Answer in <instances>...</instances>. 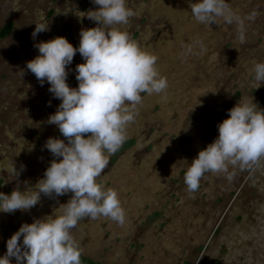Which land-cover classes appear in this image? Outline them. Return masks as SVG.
Instances as JSON below:
<instances>
[{"label":"rangeland","instance_id":"1","mask_svg":"<svg viewBox=\"0 0 264 264\" xmlns=\"http://www.w3.org/2000/svg\"><path fill=\"white\" fill-rule=\"evenodd\" d=\"M225 2L242 18L241 25L221 19L199 24L189 12V0H126L134 15L117 27L157 57L156 67L168 88L159 95L142 94L125 141L97 178L116 190L125 223L84 218L72 229L86 260L264 264V159L243 170L230 168L231 181L223 174H205L194 198H188L182 180L184 161L190 163L216 137V124L239 97L252 96L264 109V84L255 89L250 72L254 62H264V0ZM96 7L90 0H0V28L12 22L0 40V192L34 190L53 159L43 148L46 139L64 140L47 123L60 101L48 92L47 82L41 86L25 68L37 55L34 43L62 36L76 47L79 31L95 26L78 17L79 12ZM45 21L49 30L33 39L34 24ZM79 63L83 60L77 53L66 68V83L73 88ZM70 196L41 195L27 211L0 213V255L21 223L58 214Z\"/></svg>","mask_w":264,"mask_h":264},{"label":"clouds","instance_id":"2","mask_svg":"<svg viewBox=\"0 0 264 264\" xmlns=\"http://www.w3.org/2000/svg\"><path fill=\"white\" fill-rule=\"evenodd\" d=\"M90 2L98 7L79 12L78 17L94 21L95 26L79 31L76 47L56 36L34 43L37 55L25 62L37 82L41 86L47 82L48 92L60 101L47 123L64 140L46 139L43 148L53 159L42 178L32 191L14 187L8 194L0 192V213L27 211L37 205L41 195L51 198L70 192L71 196L59 205L58 214L21 223L5 241L0 264H10V258L15 264H81V251L71 234L79 221L103 217L125 223L116 190L98 183L97 178L125 141V129L137 115L142 94H163L168 82L158 72L157 57L117 27L127 25L134 15L126 0ZM189 9L199 24H214L217 19L227 25L242 24L225 0H189ZM34 25L33 39L49 30L47 21ZM239 39L243 42L242 34ZM77 53L83 63L75 66L77 85L73 88L66 83V68ZM250 72L255 89L264 84V62H254ZM226 111V118L216 124V137L190 163L184 161L182 180L189 194L199 189L207 173L223 174L231 181L234 173L230 168L243 170L264 159V109L251 96L239 97ZM11 172L18 175L14 165Z\"/></svg>","mask_w":264,"mask_h":264},{"label":"trees","instance_id":"3","mask_svg":"<svg viewBox=\"0 0 264 264\" xmlns=\"http://www.w3.org/2000/svg\"><path fill=\"white\" fill-rule=\"evenodd\" d=\"M11 28H12V22H10V21L6 22L0 28V40L9 34V32L11 31ZM80 262H81V264H93V263H91V261L86 260V259L81 258V257H80Z\"/></svg>","mask_w":264,"mask_h":264},{"label":"flooded vegetation","instance_id":"4","mask_svg":"<svg viewBox=\"0 0 264 264\" xmlns=\"http://www.w3.org/2000/svg\"><path fill=\"white\" fill-rule=\"evenodd\" d=\"M213 139H214V138L208 140V141H207V144L210 143L211 140H213ZM187 195H188V198H189V197H191V198H192V197H193V198L196 197V194H194V193H193V194H189V193H187ZM208 210H209V209H208ZM210 211H211V210H210ZM210 211H209V212H210ZM203 221H204V220H203ZM203 221H202V222H203ZM203 227H204V226H203ZM211 236H212V234H211ZM206 246H207V245H206ZM206 246L204 247V249H206ZM80 257L83 258L82 256H80ZM84 259H85V258H84ZM91 263H93V264H98V263H95V262H91Z\"/></svg>","mask_w":264,"mask_h":264}]
</instances>
